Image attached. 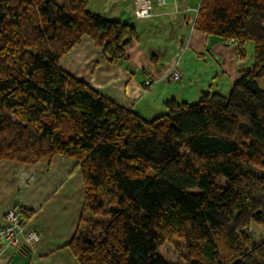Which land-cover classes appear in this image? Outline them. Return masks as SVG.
Masks as SVG:
<instances>
[{
  "label": "trees",
  "instance_id": "16d2710c",
  "mask_svg": "<svg viewBox=\"0 0 264 264\" xmlns=\"http://www.w3.org/2000/svg\"><path fill=\"white\" fill-rule=\"evenodd\" d=\"M193 29L233 40L244 60L253 44V64L229 95L169 100L146 120L60 68L86 36L120 64L134 26L88 0H0V162H78L85 202L68 248L79 264H180L161 253L174 238L181 264H264L250 233L264 225V0H201Z\"/></svg>",
  "mask_w": 264,
  "mask_h": 264
},
{
  "label": "crops",
  "instance_id": "0c3cea01",
  "mask_svg": "<svg viewBox=\"0 0 264 264\" xmlns=\"http://www.w3.org/2000/svg\"><path fill=\"white\" fill-rule=\"evenodd\" d=\"M133 1L88 0V10L93 14L135 27L139 39L126 48L123 62L109 64L102 47L86 36L60 60V68L107 100L146 120L166 111L169 100L190 104L200 102L207 93H230L241 70L246 68V60L238 55L236 46L193 29L201 0H166L164 6H158L154 0L152 17L143 20L131 15ZM146 34L153 39L165 34L159 46L164 50L154 51L143 43ZM190 50L199 59L209 51L217 63L221 74L216 71L211 76L208 90L199 82L194 86L199 71H195L193 80L189 79L191 71L184 58ZM158 53L154 63L151 56ZM177 63L182 79L174 84L167 74ZM219 77L225 90L218 87L216 91L212 86ZM84 202L82 174L78 162L71 157L59 155L51 162L44 159L36 165L1 161L0 226L10 208L32 211L33 217L27 224L40 235L41 241L20 248L0 247V264H79L68 244L78 229Z\"/></svg>",
  "mask_w": 264,
  "mask_h": 264
},
{
  "label": "rangeland",
  "instance_id": "374dc122",
  "mask_svg": "<svg viewBox=\"0 0 264 264\" xmlns=\"http://www.w3.org/2000/svg\"><path fill=\"white\" fill-rule=\"evenodd\" d=\"M153 7L155 6V1L153 0ZM128 22V21H126ZM132 24H135L136 22L134 21H130ZM130 23V24H131ZM165 35V34H164ZM164 35H157V38L156 39H153L150 35L146 34V36L143 38V43H145L148 47L154 49V51H157L158 48L161 50H164L162 49V47H159L160 45L163 44L164 40ZM145 41V42H144ZM246 51H247V57H246V67H249L253 64V44H248L247 47H246ZM164 52V51H163ZM205 56L203 59H199L197 58V56L195 55V53L191 52V50L189 51L188 55L185 56L184 60L186 61V64L188 65V70H190V80H193V77L196 76L197 73H195V71H199L198 73V77L196 78V81H194V86L197 87L198 85H196L197 82H199L201 85H205V87L207 88L208 90V85H210L212 83L211 81V76H215V73L216 71L220 73V70L219 68L217 67V63L211 59V55L209 54V51L204 53ZM158 56H159V53H158ZM176 60V59H175ZM179 62H181L182 64V61L180 60ZM185 81H187L186 77H185ZM222 80L219 79L216 80L212 85L214 86V89H216L217 91V88L220 87L222 88V90H225L223 87V82H221ZM181 82V81H180ZM180 82H177L174 84H179ZM225 82V80H224ZM173 84V87H175V85ZM261 85V88L264 89L263 85L260 83ZM223 95L227 96L229 95V91H227V93H224ZM199 103V102H197ZM190 104H195V102H190ZM257 172V171H256ZM258 173V172H257ZM222 185H227V182L225 180L222 181ZM35 230V229H34ZM250 233L251 235L253 234L254 235V238L257 242L261 241L264 239V225L263 224H260V225H255L253 224L250 228ZM41 241V240H40ZM178 243H183L182 241H179L177 240L176 238H174L173 240L167 242L163 248H162V255H163V258L168 261V262H174V263H182L181 261V258L179 256V251L178 250ZM37 244V243H36ZM180 244V245H181ZM181 249V248H180ZM179 249V250H180Z\"/></svg>",
  "mask_w": 264,
  "mask_h": 264
},
{
  "label": "built area",
  "instance_id": "2783aa9c",
  "mask_svg": "<svg viewBox=\"0 0 264 264\" xmlns=\"http://www.w3.org/2000/svg\"><path fill=\"white\" fill-rule=\"evenodd\" d=\"M157 3L158 6H164L166 0H157ZM130 9L131 15L139 20L148 19L153 15L152 0H134ZM228 44L234 46L235 42L229 40ZM167 75L174 82H179L182 79L178 63L171 67ZM40 240V235L29 224L24 223L19 207L7 210L4 215V223L0 226V247L3 250L34 245Z\"/></svg>",
  "mask_w": 264,
  "mask_h": 264
},
{
  "label": "water",
  "instance_id": "95a60500",
  "mask_svg": "<svg viewBox=\"0 0 264 264\" xmlns=\"http://www.w3.org/2000/svg\"><path fill=\"white\" fill-rule=\"evenodd\" d=\"M257 214H258V215H260V214H261V212H258Z\"/></svg>",
  "mask_w": 264,
  "mask_h": 264
}]
</instances>
